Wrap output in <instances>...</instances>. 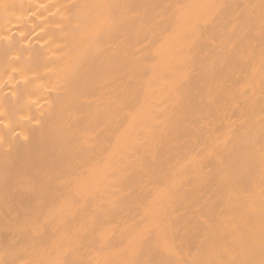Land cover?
Returning a JSON list of instances; mask_svg holds the SVG:
<instances>
[{"label": "bare ground", "instance_id": "1", "mask_svg": "<svg viewBox=\"0 0 264 264\" xmlns=\"http://www.w3.org/2000/svg\"><path fill=\"white\" fill-rule=\"evenodd\" d=\"M264 0H0V264H261Z\"/></svg>", "mask_w": 264, "mask_h": 264}, {"label": "snow or ice", "instance_id": "2", "mask_svg": "<svg viewBox=\"0 0 264 264\" xmlns=\"http://www.w3.org/2000/svg\"><path fill=\"white\" fill-rule=\"evenodd\" d=\"M261 264H264V260L261 261Z\"/></svg>", "mask_w": 264, "mask_h": 264}]
</instances>
